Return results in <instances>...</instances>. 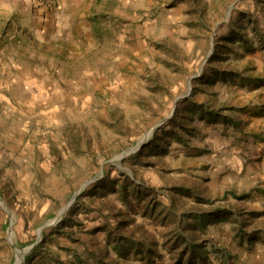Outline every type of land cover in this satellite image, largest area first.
I'll return each mask as SVG.
<instances>
[{
    "label": "rangeland",
    "instance_id": "1",
    "mask_svg": "<svg viewBox=\"0 0 264 264\" xmlns=\"http://www.w3.org/2000/svg\"><path fill=\"white\" fill-rule=\"evenodd\" d=\"M29 1L0 0V264H264V0H76L51 28Z\"/></svg>",
    "mask_w": 264,
    "mask_h": 264
},
{
    "label": "crops",
    "instance_id": "2",
    "mask_svg": "<svg viewBox=\"0 0 264 264\" xmlns=\"http://www.w3.org/2000/svg\"><path fill=\"white\" fill-rule=\"evenodd\" d=\"M28 1V5L32 4V2ZM58 4L61 5V8L59 11H48L46 9H43V7H36L33 6L31 15L32 20L31 22H34L37 26H44V27H54L55 23L57 22H63L66 18L69 20L71 18V15L76 9V0H57ZM51 12H54V16H49ZM44 24V25H43ZM261 92V98L262 103L264 104V86L260 90Z\"/></svg>",
    "mask_w": 264,
    "mask_h": 264
},
{
    "label": "water",
    "instance_id": "3",
    "mask_svg": "<svg viewBox=\"0 0 264 264\" xmlns=\"http://www.w3.org/2000/svg\"><path fill=\"white\" fill-rule=\"evenodd\" d=\"M191 78H192V77H190L189 80H190ZM188 85H189V84H188ZM188 90H189V88H187V92H186V93H188ZM183 96H185V94L179 96L178 98H181V97H183ZM178 98H177V99H178ZM150 132H151V130L147 131V133L145 134V136H144L141 140H139V142H138L134 147L130 148L129 150H127V151H125V152H122V153L118 154L117 156L114 157L113 160H114V161H118V160H119L120 158H122L123 156H125V155H127V154H130V153L136 151V150H137V149L143 144V141H144L145 137L148 136V135L150 134ZM92 180H93V179H89V180L84 181V182L80 185V187H79V189L77 190V192H78L79 190H81L82 188H84V187H85L88 183H90ZM77 192H75V193L73 194V196L71 197V199H70V201L67 203V205L64 206V207H62V208L58 211L57 216H56V218L53 219V221H56V220H58V219L60 218V216L63 214V212L66 210V208H67L68 205L70 204V202L74 199V196L76 195ZM43 227H44V226L39 227V229L37 230V235L40 234L41 229H42ZM33 245H34V243L31 244V245H29V246H27L26 248H24V249H22V250H20V249H17V250H16L18 253H20V259H19V262H18L17 264H19V263L22 261L24 253H25L27 250H29ZM14 264H15V263H14Z\"/></svg>",
    "mask_w": 264,
    "mask_h": 264
},
{
    "label": "bare ground",
    "instance_id": "4",
    "mask_svg": "<svg viewBox=\"0 0 264 264\" xmlns=\"http://www.w3.org/2000/svg\"><path fill=\"white\" fill-rule=\"evenodd\" d=\"M19 259H20V253L17 252V258H16L15 264H17L19 262Z\"/></svg>",
    "mask_w": 264,
    "mask_h": 264
}]
</instances>
